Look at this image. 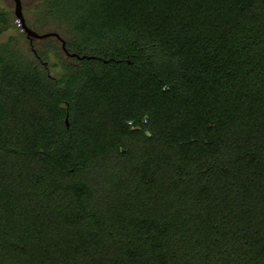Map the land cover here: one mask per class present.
Instances as JSON below:
<instances>
[{
  "label": "trees",
  "instance_id": "1",
  "mask_svg": "<svg viewBox=\"0 0 264 264\" xmlns=\"http://www.w3.org/2000/svg\"><path fill=\"white\" fill-rule=\"evenodd\" d=\"M38 11L91 58L0 43V264H264V0Z\"/></svg>",
  "mask_w": 264,
  "mask_h": 264
},
{
  "label": "rangeland",
  "instance_id": "2",
  "mask_svg": "<svg viewBox=\"0 0 264 264\" xmlns=\"http://www.w3.org/2000/svg\"><path fill=\"white\" fill-rule=\"evenodd\" d=\"M41 0H22L21 2V12L24 18L25 24L32 30L39 34L55 32L63 37V28L58 24H51L48 28L44 27L42 23L37 22L38 20V5ZM0 10L7 12L9 16V26L8 29L0 35V43H6L9 38L15 40L16 48L23 54L31 55L32 48L38 52L42 53L46 50L47 44L52 42L54 37H49L45 39H33L29 41L26 33L22 29L21 24L15 16V3L12 0H0ZM58 46V45H57ZM47 68L53 77L58 78L62 74L60 61L67 59L66 55L61 52L57 55L53 52L47 53Z\"/></svg>",
  "mask_w": 264,
  "mask_h": 264
},
{
  "label": "water",
  "instance_id": "3",
  "mask_svg": "<svg viewBox=\"0 0 264 264\" xmlns=\"http://www.w3.org/2000/svg\"><path fill=\"white\" fill-rule=\"evenodd\" d=\"M15 16L18 19L19 23L21 24L22 29L26 33L27 38L30 39L31 41L33 39H45V38H49V37H54L61 42V48L67 57H71V58L75 57V58L80 59V60H82L84 58H87V59L91 58V57H86V56L80 57V56H77L75 54L69 53L65 48L64 40L60 37V35L58 33L49 32V33L39 34L36 31L30 29L24 22V18L22 16V12H21L20 0H15Z\"/></svg>",
  "mask_w": 264,
  "mask_h": 264
},
{
  "label": "flooded vegetation",
  "instance_id": "4",
  "mask_svg": "<svg viewBox=\"0 0 264 264\" xmlns=\"http://www.w3.org/2000/svg\"><path fill=\"white\" fill-rule=\"evenodd\" d=\"M14 3H15V0H12ZM22 2V0H20V3ZM29 41H31L30 39H29Z\"/></svg>",
  "mask_w": 264,
  "mask_h": 264
}]
</instances>
